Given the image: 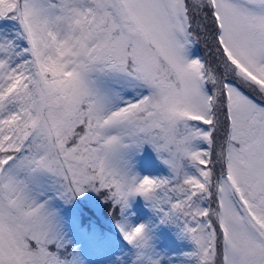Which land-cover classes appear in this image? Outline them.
Masks as SVG:
<instances>
[{
  "label": "snow or ice",
  "instance_id": "1",
  "mask_svg": "<svg viewBox=\"0 0 264 264\" xmlns=\"http://www.w3.org/2000/svg\"><path fill=\"white\" fill-rule=\"evenodd\" d=\"M88 191L141 197L188 264H264V0H0V264H75L50 205Z\"/></svg>",
  "mask_w": 264,
  "mask_h": 264
},
{
  "label": "rangeland",
  "instance_id": "2",
  "mask_svg": "<svg viewBox=\"0 0 264 264\" xmlns=\"http://www.w3.org/2000/svg\"><path fill=\"white\" fill-rule=\"evenodd\" d=\"M204 52L203 45L196 46L192 55L200 56ZM134 164L136 173L141 177L159 178L168 175L167 168L147 146L135 158ZM50 207L57 214L67 251L73 253L75 264H132L135 250L123 239L122 230L128 231L139 224H143L146 229L150 259L157 264H188L185 254L192 251L191 242L180 235L179 225L162 223L159 215L141 197L132 198L123 211L119 207L113 209L110 202H102V195L91 191L76 198L72 204L53 201ZM79 220L93 230L104 226L114 230L110 226L112 222H117L116 236L120 238L95 244L77 228L76 222L81 223Z\"/></svg>",
  "mask_w": 264,
  "mask_h": 264
},
{
  "label": "trees",
  "instance_id": "3",
  "mask_svg": "<svg viewBox=\"0 0 264 264\" xmlns=\"http://www.w3.org/2000/svg\"><path fill=\"white\" fill-rule=\"evenodd\" d=\"M116 218V217H114ZM80 221V220H79ZM81 223L79 224L78 222H76V226L77 228L83 230L82 233L84 234L85 237H89L93 240V242L95 244H97L98 242H102L105 240H113V239H119L120 237L116 236V223L117 222H112V225L110 227H113V229H108L107 226H104L102 228H98L93 230L92 228H90L89 226H87V224L83 221H80ZM112 239H109L110 237H113Z\"/></svg>",
  "mask_w": 264,
  "mask_h": 264
}]
</instances>
